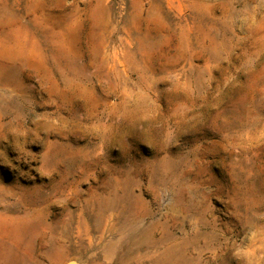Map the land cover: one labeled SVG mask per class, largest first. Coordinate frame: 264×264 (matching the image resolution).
<instances>
[{
    "label": "rangeland",
    "instance_id": "1",
    "mask_svg": "<svg viewBox=\"0 0 264 264\" xmlns=\"http://www.w3.org/2000/svg\"><path fill=\"white\" fill-rule=\"evenodd\" d=\"M264 264V0H0V264Z\"/></svg>",
    "mask_w": 264,
    "mask_h": 264
},
{
    "label": "water",
    "instance_id": "2",
    "mask_svg": "<svg viewBox=\"0 0 264 264\" xmlns=\"http://www.w3.org/2000/svg\"><path fill=\"white\" fill-rule=\"evenodd\" d=\"M70 264H75V263H70Z\"/></svg>",
    "mask_w": 264,
    "mask_h": 264
}]
</instances>
